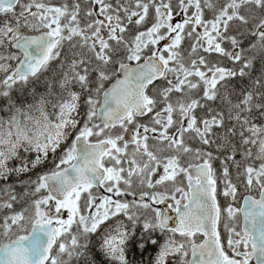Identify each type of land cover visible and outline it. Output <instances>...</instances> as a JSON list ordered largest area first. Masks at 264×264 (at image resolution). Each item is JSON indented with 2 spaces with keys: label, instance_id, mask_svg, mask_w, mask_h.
<instances>
[{
  "label": "snow or ice",
  "instance_id": "obj_1",
  "mask_svg": "<svg viewBox=\"0 0 264 264\" xmlns=\"http://www.w3.org/2000/svg\"><path fill=\"white\" fill-rule=\"evenodd\" d=\"M0 264H264V0H0Z\"/></svg>",
  "mask_w": 264,
  "mask_h": 264
}]
</instances>
